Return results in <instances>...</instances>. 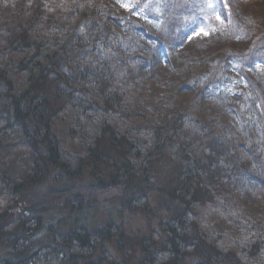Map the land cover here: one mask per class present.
I'll return each instance as SVG.
<instances>
[{"label":"trees","instance_id":"obj_1","mask_svg":"<svg viewBox=\"0 0 264 264\" xmlns=\"http://www.w3.org/2000/svg\"><path fill=\"white\" fill-rule=\"evenodd\" d=\"M255 1L0 0V264H264Z\"/></svg>","mask_w":264,"mask_h":264},{"label":"rangeland","instance_id":"obj_2","mask_svg":"<svg viewBox=\"0 0 264 264\" xmlns=\"http://www.w3.org/2000/svg\"><path fill=\"white\" fill-rule=\"evenodd\" d=\"M238 5H239V2H236L235 6H238ZM239 6L242 7L243 10H245V12H248V14L250 15L254 14L255 16H258V17L261 16L264 19V0H256L254 3H248V4L242 3ZM198 32L196 33V35L203 33V31H198ZM172 40H176V39H172ZM123 224H124L123 226L124 232L127 235L141 236V235H145L148 230L147 220H145L143 217H140L139 215L126 216L123 220ZM109 250L113 253L115 252L112 248ZM117 258L119 259L120 256L118 255Z\"/></svg>","mask_w":264,"mask_h":264},{"label":"snow or ice","instance_id":"obj_3","mask_svg":"<svg viewBox=\"0 0 264 264\" xmlns=\"http://www.w3.org/2000/svg\"><path fill=\"white\" fill-rule=\"evenodd\" d=\"M219 18V17H218Z\"/></svg>","mask_w":264,"mask_h":264}]
</instances>
